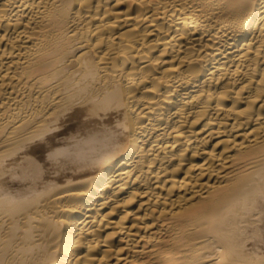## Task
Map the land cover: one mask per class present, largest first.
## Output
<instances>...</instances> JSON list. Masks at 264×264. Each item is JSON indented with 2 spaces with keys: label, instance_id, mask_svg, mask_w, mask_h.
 I'll use <instances>...</instances> for the list:
<instances>
[{
  "label": "bare ground",
  "instance_id": "6f19581e",
  "mask_svg": "<svg viewBox=\"0 0 264 264\" xmlns=\"http://www.w3.org/2000/svg\"><path fill=\"white\" fill-rule=\"evenodd\" d=\"M0 264H264V0H0Z\"/></svg>",
  "mask_w": 264,
  "mask_h": 264
}]
</instances>
